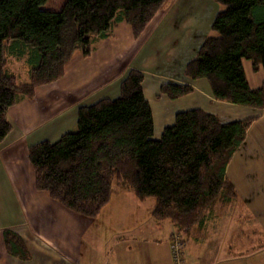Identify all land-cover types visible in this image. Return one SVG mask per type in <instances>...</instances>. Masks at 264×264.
I'll return each mask as SVG.
<instances>
[{
    "label": "trees",
    "instance_id": "trees-1",
    "mask_svg": "<svg viewBox=\"0 0 264 264\" xmlns=\"http://www.w3.org/2000/svg\"><path fill=\"white\" fill-rule=\"evenodd\" d=\"M40 0H0V143L12 132L8 111L36 89L60 80L76 52L84 57L113 37L121 23L139 38L166 0H66L61 9H37ZM224 6L197 54L185 65L189 80L208 81L214 98L264 110V81L250 86L244 60L264 69V0H213ZM11 56V57H10ZM9 57L24 59L29 81L18 83ZM144 74L131 70L119 95L78 108L75 129L58 140L29 147L36 189L46 191L80 218H96L115 186L152 199V217L174 227L184 243L217 206L230 205L237 190L227 166L254 118L222 121L201 109L178 112L154 138V118L143 91ZM194 91L190 83L165 81L160 96L175 100ZM6 250L23 260L30 252L11 229Z\"/></svg>",
    "mask_w": 264,
    "mask_h": 264
},
{
    "label": "crops",
    "instance_id": "crops-1",
    "mask_svg": "<svg viewBox=\"0 0 264 264\" xmlns=\"http://www.w3.org/2000/svg\"><path fill=\"white\" fill-rule=\"evenodd\" d=\"M181 8L180 4L175 10L162 9L138 39L129 25L121 23L113 37L99 42L90 56L76 52L60 80L38 87L33 99H22L8 111L13 129L0 143V264H174L170 248L174 227L152 217L153 200L142 202L132 190H115L96 218H80L48 192L36 189L28 157L31 145L56 141L75 129L79 107L119 95L121 82L133 69L144 74L143 91L152 108L155 139L174 123L178 112L190 109L216 114L224 122L254 118L245 141L227 166V177L239 198L240 190H247L255 198L264 196V178L256 176L255 171L254 176L247 174L246 170L247 166L260 169L257 156L264 162V110L218 101L207 80L192 81L183 75L185 65L209 35L214 15L205 31L201 24H193L195 16L182 13ZM156 46L162 47L158 56L154 53ZM245 72L250 86L259 87L251 85ZM165 81L190 83L194 91L175 100L158 97ZM142 204L147 206H138ZM134 218L149 225L147 235L133 232ZM206 223L195 227L186 239L184 264H202L207 258L198 250L205 243L198 233L201 237ZM5 229L22 237L30 252L28 260L8 253ZM122 232L126 235L121 236ZM262 244L257 240L251 247L262 248ZM235 257H227L224 262L240 261Z\"/></svg>",
    "mask_w": 264,
    "mask_h": 264
},
{
    "label": "rangeland",
    "instance_id": "rangeland-1",
    "mask_svg": "<svg viewBox=\"0 0 264 264\" xmlns=\"http://www.w3.org/2000/svg\"><path fill=\"white\" fill-rule=\"evenodd\" d=\"M65 1L66 0H40L36 3V8L59 10ZM180 4L182 5V13L186 14L189 12V14L195 16L193 24H201V28L203 27L205 31L207 26L211 23L212 15L215 17L218 12L224 10L223 5L213 0H166L162 9L167 10L170 8L175 10ZM209 35H214L211 28ZM161 51V46H156L154 48V53L157 56L161 54ZM183 55L184 52L178 58V63L181 61ZM10 57L9 68L17 75L18 83L28 82L29 68L25 60L12 59ZM244 64L251 85L254 87L258 85L261 86L264 81V69L262 67L255 69L252 62L249 60H244ZM158 70L162 71L163 68L159 67ZM158 97H160V95H158ZM257 160L258 162L260 160V169L247 166V174L254 176L255 171L256 176L264 178V162H262V159L258 156ZM115 190V192L122 191V188H117V186H115ZM125 190L128 189H124L123 191ZM240 194L242 197L239 198V193L237 192L238 198L231 205L217 206L211 216L212 218H208L204 230L201 233V237L200 233H198L199 231L195 229L194 232L198 233L199 239L202 242L205 241L202 247H198V250L203 252V256L207 257L203 259L202 264H238L239 262L242 264H264V196L255 198L254 195L247 193V190H240ZM119 197L122 199L124 196L119 195ZM133 200L135 204H139L137 199ZM128 203L130 204L129 208L132 209L131 202L128 201ZM135 204H133V206ZM138 206L145 207L147 204ZM137 218L141 219V216L137 215ZM137 218H134L132 223L135 227L133 232L137 235H147L149 225H145L142 220L139 221ZM129 223H131V221H129ZM124 224H126L125 221ZM124 235H126V233L122 232L121 236ZM257 240L262 241V248L251 247ZM184 249L185 246L180 254L178 260L180 261L179 264H182V262L186 260V254L183 253ZM233 256H236L235 258H241L240 261L237 259L236 261L224 262L227 260V257L233 258ZM178 261L174 259V264H178Z\"/></svg>",
    "mask_w": 264,
    "mask_h": 264
},
{
    "label": "built area",
    "instance_id": "built-area-1",
    "mask_svg": "<svg viewBox=\"0 0 264 264\" xmlns=\"http://www.w3.org/2000/svg\"><path fill=\"white\" fill-rule=\"evenodd\" d=\"M170 248H171L174 259L178 261L180 258V254L182 253L183 248H184L183 240L179 235L175 236L173 242H171ZM179 263L180 261H178V264ZM182 264H184V262H182Z\"/></svg>",
    "mask_w": 264,
    "mask_h": 264
}]
</instances>
